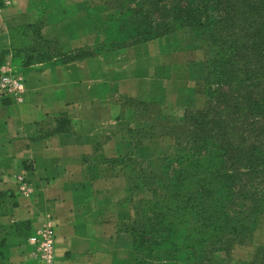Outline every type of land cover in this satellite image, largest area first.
Returning a JSON list of instances; mask_svg holds the SVG:
<instances>
[{"label": "crops", "instance_id": "0c3cea01", "mask_svg": "<svg viewBox=\"0 0 264 264\" xmlns=\"http://www.w3.org/2000/svg\"><path fill=\"white\" fill-rule=\"evenodd\" d=\"M1 2L0 51L10 48L9 28L40 22L42 37L66 54L104 43L98 3ZM151 43L68 64L40 65L23 75V100L3 106L0 119V190L13 193L17 203L9 215L0 216V264H36L33 247L23 242H28L19 225L24 222L32 236L45 226L55 227L54 264L137 263L124 226L139 224L141 212L132 204L126 178L109 161L155 159L172 148L159 137L143 140L141 159L129 134L153 124L127 100L160 103L158 91L165 87L159 71H151V58L135 54ZM11 62L6 57L7 66ZM257 234L236 246L227 264H253L257 248L264 245ZM172 261L170 250L154 253V264Z\"/></svg>", "mask_w": 264, "mask_h": 264}, {"label": "trees", "instance_id": "16d2710c", "mask_svg": "<svg viewBox=\"0 0 264 264\" xmlns=\"http://www.w3.org/2000/svg\"><path fill=\"white\" fill-rule=\"evenodd\" d=\"M106 1L117 8L105 16L110 27L104 43L66 54L42 37V22L11 27L0 69L8 56L28 73L190 28L211 54L205 107L166 129L175 153L148 161L149 175L138 173L137 157L109 163L126 178L132 204L141 212L140 224L124 226L136 264H154L159 250L172 252L168 264H225L264 215V0ZM153 128L129 131L138 155L143 140L159 137ZM16 207L14 194L0 190V216ZM19 225L29 240V224ZM253 264H264V246L257 248Z\"/></svg>", "mask_w": 264, "mask_h": 264}, {"label": "rangeland", "instance_id": "374dc122", "mask_svg": "<svg viewBox=\"0 0 264 264\" xmlns=\"http://www.w3.org/2000/svg\"><path fill=\"white\" fill-rule=\"evenodd\" d=\"M139 1L145 2L146 0ZM88 2L92 5L98 3L97 6L103 10V37L105 40L104 30L110 27L108 22L106 24L105 16L110 15L113 12L112 6L117 8V5L110 4L106 0H88ZM150 42L152 43L149 46L138 48L135 54L136 57H145V59L150 57L152 73H154V69L158 70L159 79L165 81L164 89L161 92L158 91L160 99L162 97L161 102H139L137 99H129L128 104L137 109L142 119L146 120L149 124H153L152 127L154 128L152 132H155L159 138L164 139L163 142L171 143L172 148L169 150V155L163 156L170 157L175 153V143L170 137L171 135L166 132V129L182 125L186 114L197 112L205 107L204 80L207 71V61L211 57V54L206 52L205 44L198 40L188 27L164 33L161 37L147 43ZM147 43L136 44L132 47L146 45ZM97 50L99 52L101 49ZM101 53L107 56L109 51ZM5 66H7L6 60L3 67ZM10 67L14 74H20L21 76L27 71L14 67L12 62ZM2 68L0 69V75L2 74ZM9 102L11 101L6 97L0 98V119L4 118L5 108L3 106ZM158 143L156 145H159ZM144 156L145 150L143 147L140 150L139 157ZM159 158L162 157L155 159ZM150 160L143 159L139 161L137 167L140 175L147 176L150 174L151 168L150 165H147ZM154 172L159 174L158 171ZM133 196L134 200H137L140 195L135 193ZM255 232L258 233L259 238L264 237V215L258 218L257 223L248 233L247 238ZM24 242L29 244L27 240H24ZM227 263L228 261L226 260L225 264Z\"/></svg>", "mask_w": 264, "mask_h": 264}, {"label": "built area", "instance_id": "2783aa9c", "mask_svg": "<svg viewBox=\"0 0 264 264\" xmlns=\"http://www.w3.org/2000/svg\"><path fill=\"white\" fill-rule=\"evenodd\" d=\"M26 93L25 81L20 74H14L10 66L2 68L0 75V98L21 102ZM33 247L31 258L36 264H54L56 233L53 225L45 226L28 240Z\"/></svg>", "mask_w": 264, "mask_h": 264}]
</instances>
